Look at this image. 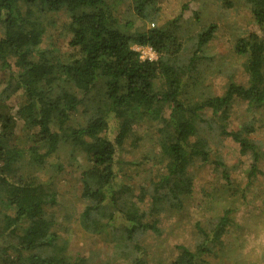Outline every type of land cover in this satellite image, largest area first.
<instances>
[{"label": "trees", "instance_id": "obj_1", "mask_svg": "<svg viewBox=\"0 0 264 264\" xmlns=\"http://www.w3.org/2000/svg\"><path fill=\"white\" fill-rule=\"evenodd\" d=\"M125 1L0 0V72L6 81L0 91V264H88L85 256L67 252L50 210L60 196L54 176L60 179L76 168L77 159L84 163L79 180L80 196L89 201L86 220L100 230L106 217L102 226H108L115 211L108 215L101 206L110 203L130 223L123 236L127 243L137 229L158 230L157 220L143 223L147 214L183 211L196 185L192 165L208 162L211 136L229 137L241 154L250 153L244 185L221 165L222 184L233 199L209 226L198 225L195 249L179 246L172 264H200L214 252L236 224V200L246 199L261 173L264 149L252 136L264 126V37L251 33L234 42L245 83L229 79L221 94L198 92L199 66L209 59L204 49L218 23L198 22L204 26L185 55L182 21L189 18L183 13L193 0L165 20L159 0ZM201 1L205 8L214 0ZM244 1L264 33V0ZM215 2L233 5L232 0ZM61 13L68 18L62 27L69 51L60 54L41 45ZM194 16L199 21L200 11ZM134 45L152 48L157 59H143ZM15 94L20 96L16 116L6 102ZM242 103L261 116L232 129L234 106ZM147 124L146 130L155 127L159 135L164 158L157 163L163 170L153 183L149 212L134 203L124 210L121 200L132 190L134 176L122 152L140 144L138 130ZM50 171L43 180L42 173ZM97 213L103 217L95 218ZM135 248L125 252L126 264H149L143 247Z\"/></svg>", "mask_w": 264, "mask_h": 264}, {"label": "rangeland", "instance_id": "obj_2", "mask_svg": "<svg viewBox=\"0 0 264 264\" xmlns=\"http://www.w3.org/2000/svg\"><path fill=\"white\" fill-rule=\"evenodd\" d=\"M129 0H126L127 2ZM188 0H159L161 6V20L176 16L181 6ZM201 0H193L188 9L183 13L184 19L189 22L185 24V48L187 52L194 44L195 34L210 21H216L219 25L215 37L205 47V63L199 66L202 69L201 85L199 91L213 94L224 92L225 85L229 79L233 81H247L244 71L243 59L233 51V45L238 37H246L251 33H257L264 37V33L254 20L249 7L244 0H232V6L223 7L219 2L212 1L209 6L203 7ZM126 8V4H121ZM200 11V20L195 19L194 13ZM203 21L204 25L198 23ZM65 14H58L54 19V25L47 29L44 34L41 48L56 47L60 54L69 51L67 45L68 37L62 27L67 23ZM153 26L145 23V27ZM134 48L141 50L142 58L149 59L150 53L147 47ZM154 55V59H157ZM208 65V66H207ZM6 85L4 74L0 72V91ZM20 101L19 94L7 99L11 111L15 113ZM261 116L260 111L254 112L248 109L245 103L235 105L233 117L231 118L232 129H237L241 123L250 121L252 117ZM18 131L22 122L18 120ZM154 124V123H151ZM147 126L138 130L141 136L140 144L136 147H126L122 152V159L129 163L127 171L133 174V187L129 193L122 198V208L127 210L136 204L141 211L149 212L151 207V193L153 183L158 180L163 167L157 162L164 158V153L158 144L159 135L155 127ZM264 149V126L252 136ZM211 152L207 163L202 160L194 161L192 169L195 172L194 194L186 198L185 207L182 212L172 211L160 212L145 216L143 223H151L157 220L158 230L152 228L137 229L133 234L131 242L125 243L123 236L125 228L130 225L128 221L116 212L110 203L102 204L101 210L108 215L113 213L114 217L108 226L102 223L107 220L102 213H97L95 218L100 219V230L94 229L86 220L84 211L89 201L83 199L81 194V183L79 180L80 163L77 159L76 168H68L65 176L60 179L54 176L53 180L59 189L58 204L50 210L55 211L57 227L55 230L61 234L66 241L67 252L70 255H82L88 259V264H126L130 258L125 252L131 250L136 252L135 247H143L149 264H172L178 256L181 245L195 249L199 237L198 225L209 226L214 218L219 216L225 205L233 199L226 192L220 173L224 164L225 168L232 174V180L244 185L247 181L246 171L250 167L252 158L239 152V145L229 137L211 136ZM163 157V158H162ZM261 173L257 175L252 186V191L243 199L240 195L236 200V224L230 228L214 249V252L204 255V261L200 264H264V159L259 162ZM52 172L42 173V179L48 180ZM144 197V198H143ZM235 201V200H234ZM134 203V204H133ZM96 215L92 212V216ZM113 215H110L113 216ZM159 231V232H158Z\"/></svg>", "mask_w": 264, "mask_h": 264}, {"label": "built area", "instance_id": "obj_3", "mask_svg": "<svg viewBox=\"0 0 264 264\" xmlns=\"http://www.w3.org/2000/svg\"><path fill=\"white\" fill-rule=\"evenodd\" d=\"M147 50L149 51V53H150V57H148L149 59H154V55L156 54L153 50H152V48H150V47H147ZM141 57H142V55H141ZM144 59V58H143Z\"/></svg>", "mask_w": 264, "mask_h": 264}]
</instances>
